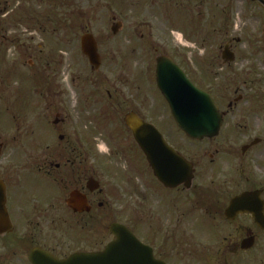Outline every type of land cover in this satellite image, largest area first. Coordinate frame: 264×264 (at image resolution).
<instances>
[{
	"label": "flooded vegetation",
	"instance_id": "flooded-vegetation-1",
	"mask_svg": "<svg viewBox=\"0 0 264 264\" xmlns=\"http://www.w3.org/2000/svg\"><path fill=\"white\" fill-rule=\"evenodd\" d=\"M237 1L248 20L241 32L222 53L190 63L186 54H169L170 44L160 36L163 43L153 41L147 50L149 35L140 30L152 31V25L140 24L132 32L125 19L134 11L180 10L188 0H119L113 30L124 35L118 53L120 86L114 92L91 86V77L76 86L77 120L70 102L62 99L66 94L43 83L44 75L56 73L43 66L52 65L50 57L28 72L36 80L25 82L36 87H19L12 98L21 109L35 108L33 134L17 129L9 142L0 137V264H48L44 261L100 253L117 240L114 226L126 227L150 250L155 264H264V0ZM73 6L74 0H0V29L35 28L40 13L69 12ZM222 13L216 22L234 30V19L229 22ZM253 20L254 33L248 28ZM87 35L96 43L98 68L83 53ZM131 35L140 41L133 44ZM58 44L48 43V51L54 53ZM1 47L0 62L6 66ZM43 48L41 43V53ZM80 50L98 75L104 59L95 36L83 35ZM161 58L173 60L196 86L191 70L209 72L211 91L197 87L211 94L222 116L217 136L194 141L177 127L157 86ZM32 89L36 98L30 102ZM7 93L10 100L13 93ZM92 105H101L100 126L95 127L101 130L94 134L85 123ZM134 121L159 131L163 141L149 144L159 149L158 157L147 158L128 125ZM29 137L33 148L23 150ZM93 137L107 151L97 143L93 148ZM188 143L196 152L187 149ZM167 146L175 150L170 161L182 158L193 166L190 186L177 181L183 174L172 179L161 169L168 161Z\"/></svg>",
	"mask_w": 264,
	"mask_h": 264
},
{
	"label": "rangeland",
	"instance_id": "rangeland-1",
	"mask_svg": "<svg viewBox=\"0 0 264 264\" xmlns=\"http://www.w3.org/2000/svg\"><path fill=\"white\" fill-rule=\"evenodd\" d=\"M118 8L119 0H74V6L70 10L71 13L70 11H63L64 13L62 11L58 13H53V11L40 13L41 21H38L39 25L35 28L9 27V32L5 28L0 29V46H2L1 49L3 48L1 53L6 55L7 60L6 66L0 63V75L3 81L0 84V137L3 138V141L9 142L11 140L10 135L16 134L17 129V133H27L24 135L28 136L33 134L32 129L35 128L36 120L35 108L32 109L33 112H31L30 105L26 109H24V106L21 109L20 104L18 105L17 100L13 99L12 96H15L19 87L20 89L23 86L36 87L37 84L34 85L25 81L36 80V77L32 78L35 75L28 72L40 69L42 59L46 60L50 57L52 65L45 63L43 66L47 70L56 72L52 75H44L43 83L45 85H55L66 94V97L63 96L62 99L70 102L71 107L69 109L75 112L73 117L76 120L78 119L75 105L78 96L76 86L82 85L85 80H89V77H91V83H89L91 86H103L113 92L117 86H120L121 76L119 77L120 74L117 73L119 64L118 53L121 47L119 43L124 38V35L120 33L116 35L113 32L115 17L119 14ZM182 8L180 10H158L157 13L147 11L130 13L128 11L130 14L125 19L132 32L140 24L150 23L152 25V31L149 29L140 30L149 35V37L145 38L147 39L145 45L148 44L145 47H148L149 43L153 41L162 44L163 39L160 38H166L170 44L169 54H186L188 58L193 60L190 63H198L196 60L201 59L202 55L222 53L231 37L236 35V33L239 34L241 32L240 28L243 27L242 25L248 22L244 18L245 9L237 0H193L192 3L191 0H188V4L186 3ZM222 11L223 15L226 12L225 18L227 21L229 18V22L234 19L232 24L234 30L232 28L225 30L218 18L216 22V17L220 18L219 15ZM255 27V20H253L248 28L252 29L251 32L254 33ZM151 32L153 36H151ZM86 33L94 35L100 43V52L104 62L98 75L93 73V68L91 69L80 50L81 39ZM182 35H186V38L181 42ZM131 36L132 42H135L133 44H136L137 39L140 41V36ZM69 39H73L72 44L69 43ZM58 40L59 44L53 46L55 49L54 53L48 51L50 48L48 43L54 44ZM63 41H67L69 44L65 45ZM41 43L44 46L42 53L41 49H39ZM23 44H26V46ZM245 48L246 46L244 45L240 47L241 50H245ZM130 49L132 47L127 48V53H131ZM149 49L150 47L147 48V50ZM207 62L209 63V61ZM190 63L188 64L191 65ZM204 63L206 64V62ZM207 66L210 68L208 64ZM25 76H27V79H23ZM191 76L198 87L211 91L209 72L207 70L201 73L196 68H193ZM8 86L11 89H7ZM4 90L6 92L2 93ZM9 90L10 93H13L10 94V100L7 98ZM30 94L28 98L31 102L36 98L35 90H30ZM28 98L26 100L27 103L29 102ZM5 105L10 107L7 109ZM100 109L101 105H92L86 111L85 123L92 129L93 134L101 130V127L95 128L100 126ZM14 117H17L16 121ZM30 128L31 132H29ZM172 132V134L178 133L175 130ZM96 137L92 138V147L95 148V143H97L99 144V149L107 151L102 140L98 142L94 140ZM30 139V137L27 138V144L23 147V150L33 148L32 144L34 142ZM187 149L191 150V152H196L197 147L188 143Z\"/></svg>",
	"mask_w": 264,
	"mask_h": 264
},
{
	"label": "water",
	"instance_id": "water-1",
	"mask_svg": "<svg viewBox=\"0 0 264 264\" xmlns=\"http://www.w3.org/2000/svg\"><path fill=\"white\" fill-rule=\"evenodd\" d=\"M116 32V30H115ZM83 51L89 57L91 64L97 68L100 65L96 43L91 35L83 38ZM157 82L166 101L169 103L178 127L191 139L202 140L204 137H214L219 134L222 126V117L219 114L210 94L201 91L186 77V75L168 58L158 61ZM128 125L145 151L148 159L158 157V148L149 146L147 134H158L153 128L141 122H130ZM168 160L161 167L167 174H183L178 182L191 184L193 169L185 160L179 158L178 163L170 161L176 157L167 149ZM182 167V169L180 168ZM185 169V170H184ZM183 170V171H181ZM174 179V178H172ZM188 184V185H189ZM117 240L105 251L96 254H78L68 260H52L49 264H155L150 250L143 246L129 230L114 226Z\"/></svg>",
	"mask_w": 264,
	"mask_h": 264
}]
</instances>
